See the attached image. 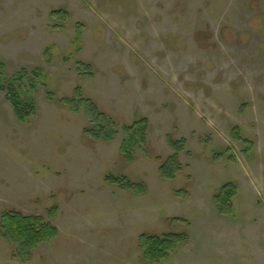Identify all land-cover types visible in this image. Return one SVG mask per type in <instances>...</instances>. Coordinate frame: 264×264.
Returning a JSON list of instances; mask_svg holds the SVG:
<instances>
[{"label": "rangeland", "instance_id": "obj_1", "mask_svg": "<svg viewBox=\"0 0 264 264\" xmlns=\"http://www.w3.org/2000/svg\"><path fill=\"white\" fill-rule=\"evenodd\" d=\"M1 88L34 116L19 122ZM9 212L58 235L27 262L0 237V264H150L144 234L186 235L161 264H264V0H0Z\"/></svg>", "mask_w": 264, "mask_h": 264}, {"label": "trees", "instance_id": "obj_2", "mask_svg": "<svg viewBox=\"0 0 264 264\" xmlns=\"http://www.w3.org/2000/svg\"><path fill=\"white\" fill-rule=\"evenodd\" d=\"M55 13L54 15H59ZM5 91L8 89L1 88ZM9 91V90H8ZM9 100L14 108V113L19 122L25 123L34 116L35 106L32 103H24L14 91L8 92ZM18 97V98H17ZM148 127L147 120H141L130 128L124 130V141L122 143L121 152L125 155L130 148L141 147L146 142V130ZM93 131V132H92ZM88 130L87 132L96 136L98 140H112V131L99 133L97 130ZM169 143L174 148H183V143H178L170 137ZM178 157L168 158L162 165L160 171L163 179L173 180L181 169ZM113 184L124 185L125 189H129L132 185L120 179L110 178ZM229 186L223 188L222 196L229 194ZM228 193V194H227ZM58 235V229L46 220L26 216L20 212H9L5 214L0 222V237L16 247L17 257L21 262L31 260L32 253L44 243L53 241ZM187 237L185 234H165L163 236L141 235L140 247L143 252V259L150 264H161L168 260L173 252L183 244Z\"/></svg>", "mask_w": 264, "mask_h": 264}]
</instances>
